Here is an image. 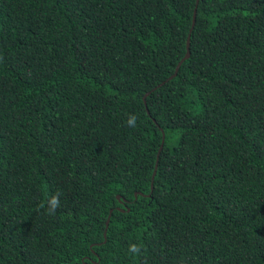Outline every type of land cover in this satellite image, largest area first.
<instances>
[{
    "label": "trees",
    "instance_id": "trees-1",
    "mask_svg": "<svg viewBox=\"0 0 264 264\" xmlns=\"http://www.w3.org/2000/svg\"><path fill=\"white\" fill-rule=\"evenodd\" d=\"M0 264H264V0H0Z\"/></svg>",
    "mask_w": 264,
    "mask_h": 264
},
{
    "label": "water",
    "instance_id": "water-1",
    "mask_svg": "<svg viewBox=\"0 0 264 264\" xmlns=\"http://www.w3.org/2000/svg\"><path fill=\"white\" fill-rule=\"evenodd\" d=\"M197 2H198V0H196V3ZM194 21H195V9L193 10L192 20H191V28L189 30V34H188L187 40H186V53H185L184 57L181 59V61L177 64L174 74L172 76H170L169 79H172L175 76L180 64L189 57V35H190L191 29H192V27L194 25ZM162 137H163V134H162ZM160 149H161V147H160ZM156 167H157V161H156L154 170L152 172L150 189H152V180H153V177H154V175L156 173ZM135 195H137V194H135ZM109 217H110V214L108 215V217H107V219L105 221V228H104L103 236L105 235V232H106V229H107V226H108V223H109Z\"/></svg>",
    "mask_w": 264,
    "mask_h": 264
},
{
    "label": "clouds",
    "instance_id": "clouds-1",
    "mask_svg": "<svg viewBox=\"0 0 264 264\" xmlns=\"http://www.w3.org/2000/svg\"><path fill=\"white\" fill-rule=\"evenodd\" d=\"M127 123L130 126H134L133 120H131V119L129 121H127ZM48 203H49V207H48V210H47V214L48 215H54L55 214V209L59 207L58 197L51 198ZM38 207L39 208H44L45 205L42 203ZM131 250L133 252H138L139 251V249L137 248V246H132Z\"/></svg>",
    "mask_w": 264,
    "mask_h": 264
}]
</instances>
